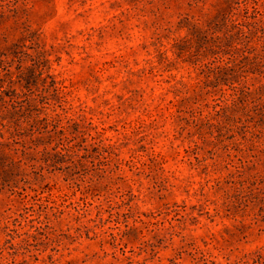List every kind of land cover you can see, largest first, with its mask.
<instances>
[{"label":"rangeland","instance_id":"1","mask_svg":"<svg viewBox=\"0 0 264 264\" xmlns=\"http://www.w3.org/2000/svg\"><path fill=\"white\" fill-rule=\"evenodd\" d=\"M0 264H264V0H0Z\"/></svg>","mask_w":264,"mask_h":264}]
</instances>
